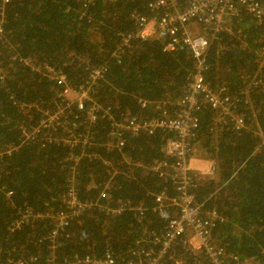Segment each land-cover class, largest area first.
I'll return each instance as SVG.
<instances>
[{"label":"trees","instance_id":"obj_1","mask_svg":"<svg viewBox=\"0 0 264 264\" xmlns=\"http://www.w3.org/2000/svg\"><path fill=\"white\" fill-rule=\"evenodd\" d=\"M155 1L0 0V264H80L106 256L147 264L159 253L155 239L180 217L176 207L154 211L156 195L178 196L171 168L152 171L166 160L170 134L134 136L115 126L178 116L195 73L186 47L164 51L167 35L135 39L134 16L164 15L150 10ZM230 27L225 35L188 24L189 33L209 42V88L223 89L236 107L224 122L209 108L197 114L189 158L216 162V177L188 176L201 210L217 215L211 244L229 258L264 264V17L259 22L242 10ZM94 71L102 78L90 90L93 102L52 120L65 107L53 78L63 74L78 90ZM234 117L243 118V130L234 129ZM72 192L83 206L75 214L65 206ZM57 214L68 225L53 236ZM186 240L171 250L175 260L208 264Z\"/></svg>","mask_w":264,"mask_h":264},{"label":"built area","instance_id":"obj_2","mask_svg":"<svg viewBox=\"0 0 264 264\" xmlns=\"http://www.w3.org/2000/svg\"><path fill=\"white\" fill-rule=\"evenodd\" d=\"M154 12L163 11L164 15L160 18H147L146 16H134L137 24L135 39L139 41L153 40L161 35H167L171 38L170 43L164 51L173 53L178 46L186 47L195 60V73L186 85L184 95L178 102V116H167L163 113L158 119L143 123L140 120L122 121L115 126L126 129L134 136L142 133L152 135L156 130L170 134L164 147L165 162L158 163L152 171L162 173L165 168H171L174 172L173 179L176 183L178 196L170 199L166 195L159 194L154 198V211L162 210L167 207H176L180 211L179 219L169 222L165 234L155 241L159 246V253L154 256L148 255L147 264H185L175 260L171 250L181 239L189 233V240L185 241L191 247V254L199 256L203 254L208 264H253L242 262L239 258H229L224 249L211 244V231L216 222L215 213H205L202 206L197 204L191 189L196 185L189 178L188 173L194 171L191 163L195 160L189 158L190 141L193 139V133L198 128L197 114L202 108H209L213 111H219V122H224L227 118L235 114L236 107L232 109V100L229 95H224V90L213 92L204 77L206 72L205 53L209 48L208 40L202 35H193L189 33L188 24L194 23L203 28L211 29L220 34H231V22L237 18L240 12L250 14L257 21L261 22L264 17V5L255 0H156L150 6ZM3 36V30L0 24V38ZM102 78L101 71H94L91 75V82L86 87L71 89L68 87L63 74L56 75L53 80L59 90L58 97L63 99L65 107L58 110L51 117L55 120L67 116L72 108L78 111L85 109L86 103H92L90 96L91 88L95 90L98 87V80ZM91 114L89 120H95L96 106L90 108ZM173 117V118H172ZM234 129L237 131L244 129L242 117L232 118ZM120 147L122 146L119 145ZM216 162L213 160H202L200 169L195 170L205 180H211L216 177ZM172 179V177H171ZM103 197V196H102ZM71 198V199H70ZM65 206L70 214H75L82 209L74 192L69 193L65 200ZM141 211L140 208H137ZM52 220L55 222V230L52 235H57L59 229L68 225L66 215L57 214ZM187 238V237H186ZM80 264H123L112 259L110 256L102 260L86 258L79 262ZM25 264V263H19ZM193 264H204L195 262Z\"/></svg>","mask_w":264,"mask_h":264},{"label":"crops","instance_id":"obj_3","mask_svg":"<svg viewBox=\"0 0 264 264\" xmlns=\"http://www.w3.org/2000/svg\"><path fill=\"white\" fill-rule=\"evenodd\" d=\"M191 167L192 169L195 171V170H199L200 169V164L199 163H196V162H192L191 163Z\"/></svg>","mask_w":264,"mask_h":264},{"label":"rangeland","instance_id":"obj_4","mask_svg":"<svg viewBox=\"0 0 264 264\" xmlns=\"http://www.w3.org/2000/svg\"><path fill=\"white\" fill-rule=\"evenodd\" d=\"M193 160H195V162L196 163H199L200 164V162H202V160H200V159H195V158H193ZM164 171H166V170H164ZM187 240H189V238H190V235H189V233L187 234ZM189 247V246H188ZM191 248V247H190ZM192 250V249H191Z\"/></svg>","mask_w":264,"mask_h":264}]
</instances>
